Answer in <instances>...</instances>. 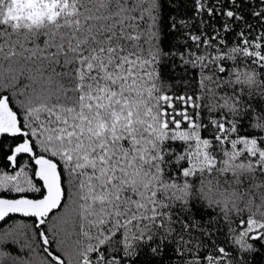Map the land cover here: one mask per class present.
<instances>
[{
  "label": "snow or ice",
  "instance_id": "1",
  "mask_svg": "<svg viewBox=\"0 0 264 264\" xmlns=\"http://www.w3.org/2000/svg\"><path fill=\"white\" fill-rule=\"evenodd\" d=\"M186 5L0 0V264H264V0Z\"/></svg>",
  "mask_w": 264,
  "mask_h": 264
},
{
  "label": "trees",
  "instance_id": "2",
  "mask_svg": "<svg viewBox=\"0 0 264 264\" xmlns=\"http://www.w3.org/2000/svg\"><path fill=\"white\" fill-rule=\"evenodd\" d=\"M163 5V16L164 24H168L170 21L168 18L177 15L178 13H184L186 8V0H161ZM170 31V30H169ZM168 42L175 44L177 42V35L176 33H170L167 37ZM176 76L180 75V72L177 71L175 73Z\"/></svg>",
  "mask_w": 264,
  "mask_h": 264
}]
</instances>
